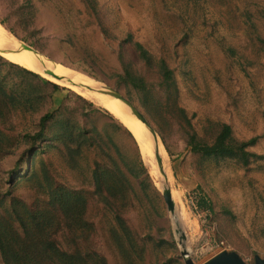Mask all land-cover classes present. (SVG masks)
Wrapping results in <instances>:
<instances>
[{"label":"rangeland","instance_id":"374dc122","mask_svg":"<svg viewBox=\"0 0 264 264\" xmlns=\"http://www.w3.org/2000/svg\"><path fill=\"white\" fill-rule=\"evenodd\" d=\"M0 22V264L264 259V0H0ZM78 86L144 112L175 211L134 133Z\"/></svg>","mask_w":264,"mask_h":264},{"label":"bare ground","instance_id":"6f19581e","mask_svg":"<svg viewBox=\"0 0 264 264\" xmlns=\"http://www.w3.org/2000/svg\"><path fill=\"white\" fill-rule=\"evenodd\" d=\"M12 40V35L8 31V29L3 25L2 22H0V47H8L10 46V42ZM10 52V51H9ZM12 59L21 63L25 67H28L29 69L35 70V71H40L43 70V66L41 63V60L38 59L35 54L31 51L22 49L18 53H12ZM55 72L59 76L53 77L58 82H63V79L61 78V75H74L75 79L80 80L83 83L86 84H93V81L87 77L82 76L79 73H72L68 68H66L64 65H56L54 67ZM78 89L83 90V92L87 93L90 95L94 101L96 100L97 103L101 104L105 108H107L111 113H113L116 117H118L136 136V138L139 141L140 147L143 151V153L146 155L148 161L151 163L153 172H154V177L157 182V185L160 188H164L168 186V177H167V171L166 168L163 164L159 163L158 157H157V150H159L161 156H162V151H163V146L162 143L156 141V143L153 144L152 138L154 139V133L153 132H148L144 122L138 118L136 115L131 113L129 111V107L125 105V103L120 100L117 97H114L109 94H103V93H90L86 91V89L81 88L80 86L77 87ZM152 131V130H151ZM160 143V144H159ZM159 144V147L157 146ZM156 150V152H155ZM154 154L156 156H154ZM156 157V158H155ZM26 164V165H25ZM24 164V171L29 169L31 166L30 161H26ZM226 253H222L219 256H222ZM216 257V258H217ZM214 258V259H216ZM213 259V260H214ZM212 260V261H213ZM211 261V262H212ZM210 263V262H209ZM208 263V264H209Z\"/></svg>","mask_w":264,"mask_h":264},{"label":"water","instance_id":"95a60500","mask_svg":"<svg viewBox=\"0 0 264 264\" xmlns=\"http://www.w3.org/2000/svg\"><path fill=\"white\" fill-rule=\"evenodd\" d=\"M23 46H24V48H30L31 49V47H29L26 44H24ZM41 63H42V66L44 67V71L46 73H48L50 76L59 78V76L57 75L55 70L46 69L44 63L42 61H41ZM107 88L109 90H103L104 93L112 95L114 97H117L120 100H122L123 102H125L131 108L132 113L134 115H136L138 118H140L152 130V132L155 134L156 139H158L157 131L152 126V124L150 123V121L148 120V118L144 114V112L130 98L125 96L122 92H120L116 88H112V87H107ZM157 146L159 147V144ZM156 153H157V157H158L159 163H162L163 162V157L161 156L159 150H157ZM164 196H165V199L167 201L168 208L170 210H172V211H175V201L173 199V194H172L171 187L166 186L164 188ZM183 253L186 254L187 251H184ZM185 262H186V264H197L191 256H187ZM209 264H245V263L243 262V260L239 256H237L235 254L234 255H230V254L226 253V254H224L222 256L217 257L216 259H214ZM257 264H264V259L258 258V263Z\"/></svg>","mask_w":264,"mask_h":264},{"label":"trees","instance_id":"16d2710c","mask_svg":"<svg viewBox=\"0 0 264 264\" xmlns=\"http://www.w3.org/2000/svg\"><path fill=\"white\" fill-rule=\"evenodd\" d=\"M30 71H32V70H30ZM56 88H58V87L56 86ZM49 111L50 112L47 113V116H49L51 114V112H52V110H49ZM254 141H255V138H253L251 140V143L254 142ZM246 143H248V142H246ZM201 199L203 201H207V198L205 197V194H203L201 196ZM60 200H62V198H60ZM22 230H23V227L16 228V232L18 233V234H16V236L7 237V238L3 239V242L1 243V246L3 248L4 255H7V251H8L9 248H11L13 250L12 256L16 257L18 255L17 254V250H16V246H17V243H18V239H20L21 236H22ZM22 258L28 259V256L24 255V256H22ZM49 259H50V256L47 257V260H49ZM7 261H8L9 264H13L11 262V260L8 259V258H7ZM24 264H35V262H34V260L31 257H29V260L26 261Z\"/></svg>","mask_w":264,"mask_h":264}]
</instances>
